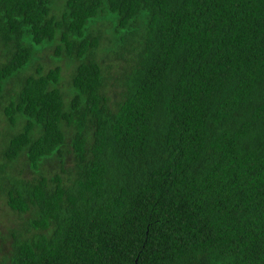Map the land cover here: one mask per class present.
I'll list each match as a JSON object with an SVG mask.
<instances>
[{
	"label": "trees",
	"instance_id": "trees-1",
	"mask_svg": "<svg viewBox=\"0 0 264 264\" xmlns=\"http://www.w3.org/2000/svg\"><path fill=\"white\" fill-rule=\"evenodd\" d=\"M0 57V264H264V0H0Z\"/></svg>",
	"mask_w": 264,
	"mask_h": 264
},
{
	"label": "rangeland",
	"instance_id": "rangeland-1",
	"mask_svg": "<svg viewBox=\"0 0 264 264\" xmlns=\"http://www.w3.org/2000/svg\"><path fill=\"white\" fill-rule=\"evenodd\" d=\"M52 49L53 47L50 45H47L46 47H44L42 50H40L38 52V57L39 60L41 61V63L45 66V68L53 65L56 63L54 57L52 56ZM99 58L102 60V62L104 61L105 63H107L108 61L110 62H114L115 59H111L109 58L106 54L102 53L101 55H99ZM1 59V57H0ZM118 62H120V60H118ZM59 64H61L62 66V73H63V84H64V93H65V98H68L69 96V89H68V85H67V81H68V75L71 71V67L72 64L67 63L66 59H62L59 60ZM116 63L112 64L115 65ZM14 80H10L8 82V86L14 84L13 82ZM20 126V123H18L14 129L18 128ZM13 127H10V124L8 123V121L6 120V118L3 116L2 112H1V107H0V133L2 132H7V131H11L14 130L12 129ZM1 135V134H0ZM3 135V134H2ZM1 139V136H0ZM1 142V141H0ZM48 169H52V171L54 170L53 167H51L50 165L47 164L46 166ZM56 168V166H54ZM9 172H12L14 174H17L19 172H22L23 175L25 176H30L32 175L31 171L29 170V168L27 167L26 163L23 161V158H20L19 160H17L16 162L10 164L9 166ZM13 223V215L12 213L9 211V209L7 208V206L3 203V198L0 196V228H4L5 225H10Z\"/></svg>",
	"mask_w": 264,
	"mask_h": 264
}]
</instances>
